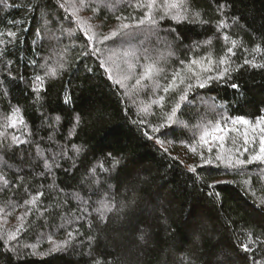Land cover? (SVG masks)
Wrapping results in <instances>:
<instances>
[{"label":"trees","instance_id":"trees-1","mask_svg":"<svg viewBox=\"0 0 264 264\" xmlns=\"http://www.w3.org/2000/svg\"><path fill=\"white\" fill-rule=\"evenodd\" d=\"M8 3L20 7L5 9L0 5V31L18 30L19 42L7 45L9 54L0 58V126L12 108L19 107L27 127H0L7 136L6 139L0 137V175L9 181L8 186L0 182V209H3L0 212L24 214L29 208L32 211L21 221L23 228L15 241H7L9 232L0 231V264H93L97 258L104 259L107 264H159L172 243L171 238L166 236L163 228L154 226L152 231L157 235L149 241L148 247H128L122 239L116 209L107 214V227L95 211L102 199L109 198L113 203L132 204L137 212L146 202L162 204L160 211L168 209L169 223L178 233L177 239H186L184 220L189 211L202 215L208 231L200 241L204 253L200 259L209 260L219 241L222 247H228L239 257L235 264H251L253 253L239 249L241 244L249 243L250 232L253 239L264 240V211H261L264 161L243 165L235 161L250 160L259 151V135H256V142L251 137L245 143L240 131L227 133L222 148L213 145L211 152L200 141V136L205 131L212 132L217 122L226 129L241 130L250 125H233L232 119L243 116L254 124L257 118L264 117V68L244 65L239 71H231L226 81L214 80L208 87L197 89V100L203 99L206 104H198L195 110L182 108L187 114L178 112L177 119L182 123L174 128L161 129V132L152 129L165 121L184 87L180 85L179 89L167 94L163 92V88L169 86L173 71L181 69V60H201L210 56L213 61H218L235 39V55L229 56L231 69L243 65L245 59L264 63V0H232L229 26L224 30L215 26L221 18L215 0H196L195 7L210 23L161 22L160 34L168 44L149 46L152 49L148 53L150 59H143L140 49L137 53L141 57L139 63H136L137 57L131 55L139 45L121 43L118 37L100 42L102 35L109 34L117 22L115 16L129 17L123 22L134 24L143 15V10L127 6L135 0H122L115 10L98 8L94 21L100 22L99 31L82 29L78 24V16L86 15L89 8L81 6L80 0H8ZM87 3L92 9L97 0H87ZM30 6L36 10L28 11ZM231 16L240 19L233 24ZM10 20L21 23L5 27ZM79 20L90 22L84 18ZM170 27L176 28L182 41L165 34ZM85 31L89 36L96 33L94 40L88 41ZM225 35L229 37L227 41L223 38ZM208 39L211 44H204ZM197 43L201 46L196 47ZM257 44L260 51L254 52ZM94 48L99 51L92 54ZM3 49L5 45L0 44V50ZM126 51L130 52L128 57L124 55ZM111 62L123 68L132 81L123 76L119 79L110 69ZM129 63L135 66L132 71ZM149 63L164 68L165 74L142 81L147 88L137 86L136 79ZM202 65L208 67L206 61H202ZM50 70H55L57 75L46 76ZM193 70L199 72L200 65L193 66ZM210 74L215 76L216 71ZM35 75L45 80L46 92L40 93L43 97L40 101L31 90L33 86L39 87L33 83ZM182 75L187 73L182 72ZM191 82L195 84V78ZM232 83L240 87L233 89ZM68 91L72 93L74 104L66 106L62 100ZM160 96H165V101L159 102ZM77 113L82 122L76 135L69 138L68 132L73 128L71 120ZM55 115L62 116L56 134L58 144L70 147V139L71 143L83 145L85 152L76 158L75 167L70 161L60 160L61 167H53L49 173L43 168L42 160H37L35 142L43 138L41 148L60 151L59 147L50 146L47 139L50 134L47 117ZM141 120L144 124L139 123ZM113 129L116 135H108ZM165 132L166 135L162 134ZM12 135L21 140L29 139L32 144L12 145L6 149L4 145L11 144ZM157 139L163 143H157ZM13 151L15 156L10 158ZM107 152L122 155L137 168L133 182L127 187L121 186L117 190L114 179L108 180L110 189L90 183L91 178L81 162L89 169L96 168V175L101 179L115 175L103 173L99 168L100 164L109 167L105 161ZM46 155L51 162V154L46 151ZM69 155L73 153L69 152ZM204 159H211L212 163L204 164ZM37 162L39 168L34 166ZM190 166H195L196 171H190ZM41 172L45 174L40 175ZM37 193L43 195L36 198L34 205L20 207ZM69 233L73 234L71 238ZM89 237L94 239L89 240ZM64 241L68 243L62 250L52 251L55 245ZM253 248L257 249L256 259H261L259 249H264V244L253 245ZM245 256L249 257L248 261Z\"/></svg>","mask_w":264,"mask_h":264},{"label":"snow or ice","instance_id":"snow-or-ice-1","mask_svg":"<svg viewBox=\"0 0 264 264\" xmlns=\"http://www.w3.org/2000/svg\"><path fill=\"white\" fill-rule=\"evenodd\" d=\"M122 0H97V4L95 7H92V11L95 14L98 8H108L115 10L118 3H121ZM216 3V11L220 13L221 18L216 21V28L218 30L227 29L229 26L228 17L230 16V9L232 7V0H215ZM81 6L88 8L91 7L87 3V0H80ZM0 5H2L5 9L8 7H20L18 4H10L8 0H0ZM196 0H135V3L127 5L128 7H132L134 9L143 10V15L136 19V22L133 23H120L119 27L115 30H111L110 35H102L101 43H105L113 38H120L121 43H126L130 46L139 45V48L136 51L131 52V55L136 56L137 60L136 63H139V57L137 53L140 49L143 50V59H150L148 53L152 50L149 46H159L161 44L167 45L168 42L161 36L160 32V24L163 21H172L175 24L181 23H189L192 25H208L210 21L203 19V13L199 11L196 7ZM39 5L36 6L38 8ZM36 8L29 7L28 11H35ZM91 18H89L90 20ZM117 21H124L129 19V17L123 15L115 16ZM240 17L238 16H231V20L233 24H236L239 21ZM19 21L10 20L7 21V25L16 26L18 25ZM78 24L83 29L85 27L88 30H91V24L87 21L79 20ZM147 25V28H145ZM27 31V29H24ZM40 30L37 29V32ZM166 35H171L177 41H182V37L177 32L175 27H170L167 29ZM85 37L88 41L94 40L96 33H93L91 36L88 35L87 31L84 33ZM7 37V40L4 39ZM224 40H228L229 37L225 35ZM19 42V35L18 30H6L0 31V44L5 45V49L0 50V58L8 55L7 52V45ZM116 41L113 40V43ZM204 44H211V39H208L203 42ZM232 47H228L227 51L224 56H221L218 61H213L210 56L203 57L201 60L191 59L188 61L181 60L179 63L181 65L180 70H174L172 73L171 81L169 86L163 88V92L165 94L173 91L174 89H179L180 85H184L183 89L181 90V94L179 95L178 101L175 105L171 108L170 114L166 115L165 121L161 123L159 126L153 127V132H161V129H169L174 128L175 125L182 123L177 119L178 112L181 115H186L187 113L182 111L183 109L195 110L198 104H206L207 102L203 99L197 100V96L199 93L196 91L197 89H203L208 87L214 80H227L230 78L231 71H239L244 65H250L253 68H264V63H255L253 60L245 59L243 65L238 66L236 69H231L229 64V56L235 55L234 48L237 46V41L233 39L231 41ZM170 46V45H169ZM200 43L196 44V47H200ZM99 49L94 48L93 53L95 54L98 52ZM254 52L260 51V45L257 44L253 49ZM39 54V52H37ZM84 55H88V53H84ZM125 57L130 55V52L126 51L124 53ZM202 61H206L208 67L205 68L202 65ZM7 63H11L8 61ZM32 63H36L35 60ZM200 65V71L196 72L193 70V66ZM134 65L131 63L128 64L129 68H132ZM215 70L216 75L213 76L210 73ZM89 71H91L89 69ZM165 69L162 67H157L155 63H149L144 66L143 71L140 73L139 79H136L135 84L137 86L146 87L147 85H142V81L151 80L154 75L163 76L165 74ZM182 72H186L187 75H182ZM10 75V73H9ZM46 76L55 77L57 73L55 70H50L45 73ZM195 78V84L191 81ZM21 79H23L21 77ZM179 81V83H177ZM34 85L38 84L39 87L33 86L32 92L36 95L37 101L43 99L40 95L42 92H46L45 80L44 77L40 75H35L33 78ZM117 83H120L117 81ZM233 89H238L240 86L237 83H232L230 85ZM151 89L148 88V91ZM7 95V92L4 93ZM191 97V98H190ZM165 101V96L159 97V102ZM64 105H73V97L71 91H68L66 95H64L62 100ZM163 106V105H162ZM214 107V106H213ZM72 111L74 112L75 109L73 107ZM47 119L50 121L47 124L48 129L50 130V134L48 135V143L50 146H57L60 148L59 152H52L51 147L47 150L41 148L40 141L35 142V154L37 160H42L43 168L46 172H51L53 167L60 168L61 165L59 163L60 160H64L66 162H71V166H76V158H78L82 153L85 152V148L83 145H77L71 143L69 139L68 143L71 145L68 147L67 145H59L56 140V134L59 132L62 116L55 115L49 116ZM81 115L75 114L72 117L71 123L73 124V128L68 132V137H72L76 135V129L81 124ZM232 124H243V125H250L251 129L254 133L252 136V141L256 142L257 136L255 132L259 131L258 142H259V151L253 155L250 160H236L235 163L238 165H243L246 163H252L256 161H264V117H259L256 119L255 123L253 124L251 121L246 119L245 117H237L232 119ZM140 124H144V121L141 120ZM211 123V122H209ZM18 126L27 127L25 120L21 114V110L19 107H14L11 110V114L5 118V123L0 126L3 128H16ZM215 132H223L225 134L230 132H239V128H232V129H225L220 122L215 124L214 128ZM162 134H167L162 133ZM108 135L115 136L116 130H110ZM209 135V132L205 131L202 136H200V141L204 144H208V140L206 137ZM245 137V143H248V131L245 130L243 133ZM0 137L7 138L5 131H0ZM63 138V137H62ZM150 139H155V137H149ZM213 140L223 142L225 140V135H215L212 136ZM157 143L162 144L163 141L156 140ZM21 144H32V141L29 139L21 140L19 137L12 135L11 136V144L4 145V147L10 148L12 145H21ZM193 152L196 151L195 148L191 149ZM211 148L208 149L211 152ZM46 151L51 154V162H49V156L46 155ZM245 151H248L245 148ZM69 152L73 153L72 156L69 155ZM7 154V153H6ZM15 153L13 151L12 156L10 158H14ZM217 159H220L218 156ZM105 161L108 162L109 167L105 168L103 164L99 165L101 172L103 173H115V175H108L104 179H101L99 176L96 175L97 169L96 168H87L86 164L81 162V166L85 167L90 179V183L100 184L101 188L107 186L110 189L112 186L108 184L109 179H114L117 181L116 188L117 190L121 187H127L129 184L133 182V178L137 173V168L133 165H130L127 159H125L122 155H113L112 152H107L105 155ZM211 159H204V164H211ZM231 164L232 161H229ZM35 167L39 168L40 163L37 162ZM189 170L192 172L196 171L195 166H190ZM45 172H41L40 175H44ZM0 182H3L5 186L9 185V181L3 176L0 175ZM212 187V185H210ZM43 193H37L36 196L32 197L30 200H25L23 205L20 207H24L25 205H34L36 203V198L38 196H42ZM77 199L80 197L77 196ZM159 197H157V200ZM134 203V202H133ZM116 209L117 212V221L119 223V227L121 232L123 233L122 239L126 243V245L130 248H136L139 246L148 247L149 241L154 240L156 238V233L152 231L153 227L163 228L167 237L171 238L172 243L169 247L165 250L164 254L162 255L159 264H235V261L239 258L238 256H234L231 250L224 246L222 247L217 241L215 254L207 261H202L200 258L204 255L202 246L200 241L205 238L206 233L208 231V226L206 223L205 218L202 215H197L193 211H189L185 220H184V230L186 233V239H177L178 233L174 228H172L170 221V216L167 215L168 209L164 208L163 212L160 211L163 208L162 204H157L156 201H152L151 204L146 202L145 207L140 211L137 212L132 204L119 201L113 203V199L109 198L107 200L102 199L100 201V205L98 208L95 209L97 213H99V220L101 223H105V227L108 226L106 221L109 219L108 213L112 212L113 209ZM128 209V211H124ZM3 211V209H0ZM32 209L29 208L27 212L22 214L18 217L19 220L23 221L24 216L30 215ZM261 211H264V201H261ZM23 228V224L17 229L20 231ZM72 233H69V238L72 237ZM249 236V243H244L240 245V251L244 253H253L250 258L251 264H264V249H259L261 252V259H256L255 251L257 249L253 248V245H261L264 244V240L260 239L259 237L253 239L252 233L248 234ZM17 239L16 232H9L7 235V241H15ZM94 239L93 237H89V240ZM67 241H64L63 244L55 245L52 251H59L62 250L63 247L67 245ZM14 251H18L13 249ZM183 254V255H179ZM244 259L248 261L249 257L245 256ZM93 264H107L102 258H97L94 260Z\"/></svg>","mask_w":264,"mask_h":264},{"label":"rangeland","instance_id":"rangeland-1","mask_svg":"<svg viewBox=\"0 0 264 264\" xmlns=\"http://www.w3.org/2000/svg\"><path fill=\"white\" fill-rule=\"evenodd\" d=\"M90 8L91 7L88 8L86 15H80V16L77 15V16L80 19L84 18V19H87L88 21H90L91 23L90 22L89 23L91 24V28H93V30L99 31L100 22L94 21L95 14L93 12H90V10H91ZM89 18H92L93 20H91V19L89 20ZM122 22L123 21H117L114 25H112V27L109 30V32H111V30L117 29L119 27V24L122 23ZM123 23H126V22H123ZM107 35H110V33L109 34L107 33ZM116 39L117 38H115V40ZM110 61H114V60L111 59ZM117 66H118V68H117ZM117 66L113 62H111V68H110L111 71L114 72L119 79H121L120 77L123 76L125 79L131 80V78H130L131 76L130 75H126V73H125L126 71L124 72V69L119 67L118 64H117ZM129 69H130V71H132L133 69H135V66H133L132 68H129ZM125 79H124V81H126ZM203 127H205V126H203ZM245 130L248 131V139H250L254 135V133H253V131L251 129V126L244 127V129H241L240 132L244 133ZM213 134H215V135H225V133H223V132H215L214 133V131H212V132L210 131L209 135L206 137V139L208 140V144H206L207 148H210L211 146L217 145V144L220 145V148H222V146H221L222 142L213 140V138H212ZM255 135H259L258 129L255 132ZM21 215H22L21 212H18V211L14 212L12 214L11 213L10 214H8V213L6 214V213H3V212L2 213L0 212V231L4 230V232H16V235H19V232H21V230L17 231V229L20 227L22 222H21V220L18 219V217H20Z\"/></svg>","mask_w":264,"mask_h":264}]
</instances>
